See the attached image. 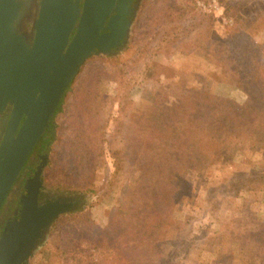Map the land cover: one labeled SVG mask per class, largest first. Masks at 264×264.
Masks as SVG:
<instances>
[{
	"label": "rangeland",
	"instance_id": "374dc122",
	"mask_svg": "<svg viewBox=\"0 0 264 264\" xmlns=\"http://www.w3.org/2000/svg\"><path fill=\"white\" fill-rule=\"evenodd\" d=\"M181 1L192 3L195 13L213 15L214 37L198 30L182 39L170 54L159 57V73L144 80L146 63L139 55L138 46L143 43L139 40L148 41L154 34L143 28L144 21L152 16V7H172ZM211 1L144 0L126 50L111 58L94 56L85 72L82 68L58 117L45 177L53 190L82 195L84 206L63 214L60 221L61 216L56 219L33 264H264V142L236 138L235 134L224 142L226 148L220 151L221 147L214 155L205 154L200 168L179 167L173 175L180 185L175 192L166 197L160 191L165 197L161 203L142 208L149 224L141 223L138 210L130 212L127 222H110L111 213L119 205L130 200V209L148 197L146 186L153 180L152 169L148 167L146 174L143 167L147 150L156 142L150 137L152 130L166 133L171 129L182 139V123H174L180 118L166 119L169 123L161 128L154 123L166 106L178 104L194 89L208 92L214 100L227 98L237 105L249 100L235 64L254 43L263 48V24L249 32L245 25L240 26L229 42L226 32L235 27V16L227 15L223 7L218 12L204 7ZM235 1L250 7L252 1L264 0ZM240 14L247 18V12ZM165 25L167 33L172 25ZM218 37L231 49L224 54L219 47L216 53L226 64L217 62L213 53ZM122 65V70L115 69ZM81 76L86 79L84 87L99 85L96 95L87 94L85 88L73 93ZM124 95L128 96L123 101ZM82 107L88 109L82 112ZM90 110L94 117L87 115ZM227 112L219 117L227 121L225 129L224 124L217 128L220 141L236 129L235 121L226 118ZM92 118L101 122L100 130L92 128ZM219 139L211 144L218 145ZM183 144L185 139L175 145ZM167 167L174 172V163L169 162ZM221 185L220 191H210ZM152 190L156 194L154 186ZM116 213L123 218L119 211ZM151 244L158 252L153 250L143 257L142 249L152 250L148 247Z\"/></svg>",
	"mask_w": 264,
	"mask_h": 264
},
{
	"label": "water",
	"instance_id": "95a60500",
	"mask_svg": "<svg viewBox=\"0 0 264 264\" xmlns=\"http://www.w3.org/2000/svg\"><path fill=\"white\" fill-rule=\"evenodd\" d=\"M132 4V0H85L83 5L81 1H42L31 44L16 27L23 3L0 0V113L8 104H14L0 147V207L87 59L119 48L131 32ZM24 114L26 118L16 134ZM42 171L43 165L27 185L28 196L23 198L20 218L10 222L2 235L0 264H22L38 240L47 239L59 216L84 203L77 196L52 195L53 200L39 206Z\"/></svg>",
	"mask_w": 264,
	"mask_h": 264
},
{
	"label": "trees",
	"instance_id": "16d2710c",
	"mask_svg": "<svg viewBox=\"0 0 264 264\" xmlns=\"http://www.w3.org/2000/svg\"><path fill=\"white\" fill-rule=\"evenodd\" d=\"M219 3L221 7L224 8L227 15L233 14L235 16V27L226 32L229 42L232 39L231 37H233L235 33H238L237 30L242 25L246 26V32H249L250 29H256L258 24H263L260 27L264 28V1H252L250 7H242L244 4L243 1L221 0ZM191 6L192 3L189 1H181L178 5H172V7L168 6L162 8L160 5L152 7V16L144 21L145 26L143 25V28L146 29L147 32L154 31V34L152 36L149 35L147 38L148 41L139 40V42L143 43L138 46L140 58L145 59L144 62L146 63L145 70L142 74L144 80H149L159 73V57L170 54L173 49H176L178 43H182V39L190 38L192 34L198 30L210 32L212 33L210 37H214L213 32H211L213 15L209 13H195ZM242 11L248 13L246 14L247 18L241 17L244 16L240 14ZM165 22L172 25L171 30L167 33L164 32V27L166 26ZM203 27H205V29ZM251 39L255 40L254 38ZM190 41L197 42V40ZM224 41L226 40H222L218 37V43L213 50L216 61L222 64H226V61L216 55L219 47H221L220 52L224 54L231 51L230 48L228 50V47L222 44ZM254 44L255 45H252V49H250L251 47L249 46L248 49L243 52L242 58L240 57L239 59V63L235 64V69L240 76L239 82L241 88L249 95V100L246 104L237 105L233 100L227 98L214 100L208 92L194 89L193 91H188L186 97H183L178 104H174L172 107L166 106L162 111L163 114L159 115L157 121L154 123L157 128H161L166 123H169L165 121L166 119L180 118L181 120H175L174 123H182V127H184L180 134V138L182 139L179 140L174 134L175 132L171 129H168L166 133H163L160 129L152 130L150 137H154L156 142L152 148L147 150V155L145 156L146 164L143 167L146 174L148 167L152 169L153 180H148L146 186L148 197L142 202L139 201V203H134L130 209V200L119 205V207L111 213L110 222H127L130 212L138 210L139 215L141 211L139 220L143 219L141 223L149 224L151 221H146L142 216V208L147 209L154 204L161 203L165 197L160 191L163 192L166 197H168L171 192H175V189L180 185L177 181L173 180V175L175 176V173L180 171L179 167L182 169L185 165L188 170L200 168L203 164L201 160L204 155L209 152L211 155H214L221 147L220 151L226 148L227 145L225 143H227L228 139L232 138V135L235 134L236 138H245L257 143L264 142V46L260 49L259 44ZM122 68L123 65L115 66L117 71L122 70ZM83 70V72H85L87 66H85ZM121 73H125V71H121ZM143 79L140 80L141 83L145 82ZM84 81H86V79H82V76L77 80L73 93H77L78 89L85 88L87 94L96 95V92L100 90L99 85L95 86L93 89L84 87ZM127 96L128 95L123 96V101ZM193 104L194 107L192 106ZM153 105L155 107L156 104L154 103ZM161 108L162 107H160V109ZM82 109V112H85L88 108L82 107ZM227 110L229 116L226 118L235 121L236 129L229 133L226 140L220 141L219 126L225 122L227 124V121L219 117L226 113ZM196 111L199 112L198 115ZM243 111H246L245 114ZM241 114L243 116L239 117ZM87 115L94 117L92 110L88 111ZM239 118L244 119L239 120ZM91 122L94 130L101 129V122L97 123L95 118H92ZM226 124L223 125V129H225L224 126H226ZM233 129L234 127L230 130ZM54 138V135L50 134L49 139ZM184 139L185 144H183V147H181L182 145H179V147L175 145L176 143L182 142ZM218 139V145L211 144ZM222 143L225 144L224 147ZM174 158H179L182 162L181 160L175 161ZM169 162L175 164L174 172L170 171L167 167ZM116 165L117 168L120 166L119 160ZM161 184L164 185L158 188ZM153 186L156 194L152 190ZM223 186L224 185L215 187V189H210V191H216V189L220 191ZM217 202L220 203L219 201ZM116 211H119L123 218L118 216V212L116 213ZM76 215L77 214H74L75 218ZM62 218H64V215L57 221L62 220ZM86 220L88 221L90 218L86 216ZM148 247L152 249V244L148 245ZM153 250L156 253L158 252L157 247L154 246L152 250L143 248L141 254L144 257ZM159 252H161V249Z\"/></svg>",
	"mask_w": 264,
	"mask_h": 264
},
{
	"label": "flooded vegetation",
	"instance_id": "af4514ba",
	"mask_svg": "<svg viewBox=\"0 0 264 264\" xmlns=\"http://www.w3.org/2000/svg\"><path fill=\"white\" fill-rule=\"evenodd\" d=\"M16 1H21L23 3L22 8H21V11H23V14L20 17L21 21L18 24L16 23V27L19 29L21 34L27 37L29 43L32 44L36 37L35 24H36L37 19H39L40 17L41 2L42 1H61V0H16ZM65 1H81V5H83V1L85 0H65ZM132 1H133L132 8L134 11L130 18H132V20L134 21L133 23V26H134L137 20L136 17H138L143 7L144 0H132ZM102 32H105V30ZM74 33L75 31L71 34L70 41L72 40ZM131 34H132V29H131V32H129V35L127 36V38L125 40H121V45L119 46V48L114 47L112 48V51L109 54L98 55V56H105L106 58H111L114 56L121 55L126 50L128 45L130 44ZM93 57L94 56H91L90 58H88L85 64L83 65V67H85L88 61L92 59ZM82 68L80 69V71L82 70ZM77 76L74 78V80H72L65 94L62 96V99L58 103L53 113V116L49 119V126L46 128L44 135L34 146L32 151L29 153L27 160L24 162L20 172L16 176L14 182L12 183L10 189L8 190L5 196V199L0 207V240L8 224L20 218V214L24 206L23 198L28 196L27 185H29V183L34 180L39 166L43 165V171L41 174L42 184L39 186V193L37 197V202L39 206H42L49 200H53L52 195H55L56 197H59V196H77L79 198L83 197L82 195L74 193V192H67V191L60 192V191L51 189L47 185L46 177H45V171L50 163V153H51L52 144L55 139V138L49 139V136L51 134V135H54L55 137V134L58 129V117L60 113L62 112L63 105L66 100V96L68 92L70 91L71 86L74 83ZM37 96H39V94ZM13 111H14V104H8L6 110L3 113H0V147L2 145V141L5 139L7 130L9 129ZM25 118H26V115L24 114L21 121L19 122V126L17 128L16 134L19 132V129L22 123L24 122ZM83 206H84V203L80 207H77L74 210H71L70 212H67V213L75 212L76 210L82 208ZM55 222L56 220L53 222L50 230L48 231V234L50 233ZM45 241L46 239H41V240L39 239L31 255L28 258L24 259L22 264H33V261L38 251L41 250Z\"/></svg>",
	"mask_w": 264,
	"mask_h": 264
},
{
	"label": "built area",
	"instance_id": "2783aa9c",
	"mask_svg": "<svg viewBox=\"0 0 264 264\" xmlns=\"http://www.w3.org/2000/svg\"><path fill=\"white\" fill-rule=\"evenodd\" d=\"M204 7L208 8L210 11H217L220 10L221 5L219 1L217 0H212L207 6L204 5Z\"/></svg>",
	"mask_w": 264,
	"mask_h": 264
}]
</instances>
